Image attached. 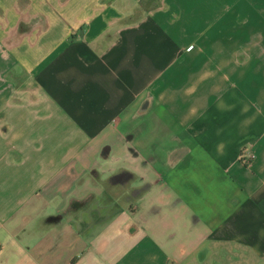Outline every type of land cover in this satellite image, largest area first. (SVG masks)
<instances>
[{
  "label": "crops",
  "instance_id": "0c3cea01",
  "mask_svg": "<svg viewBox=\"0 0 264 264\" xmlns=\"http://www.w3.org/2000/svg\"><path fill=\"white\" fill-rule=\"evenodd\" d=\"M0 264H264V0H0Z\"/></svg>",
  "mask_w": 264,
  "mask_h": 264
}]
</instances>
